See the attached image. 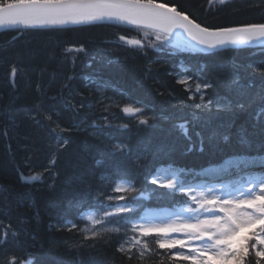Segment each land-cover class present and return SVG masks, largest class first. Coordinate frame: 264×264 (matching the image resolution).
I'll return each mask as SVG.
<instances>
[{"label": "trees", "instance_id": "trees-1", "mask_svg": "<svg viewBox=\"0 0 264 264\" xmlns=\"http://www.w3.org/2000/svg\"><path fill=\"white\" fill-rule=\"evenodd\" d=\"M159 2L174 3L198 17L197 22L211 26L264 22L259 0H231L211 7L208 0ZM121 35L144 38L140 30L111 23L30 29L23 34L0 30V227L10 223L18 233L23 230L17 252L19 245L28 247L36 264H160L162 258L165 264H172L168 253L155 248L154 237L145 239L159 254L147 262L128 261L116 252L117 242L133 235L130 230L126 235L108 233L85 240L81 230L89 225L77 220L76 209L69 206L73 192L91 190L95 195L102 190L118 195L113 187L119 171L132 175L138 189H156L151 199L142 201L144 208L155 211L177 206L182 197L160 196L166 190L151 185L149 172L156 174L166 166L191 170L180 172L185 182L191 177L203 178L200 172L204 168L231 156H264V104L257 102L235 115L222 113L211 127H203L191 121L192 114L201 111L195 107L201 103L199 94L189 99L192 93L185 90L190 87L194 93L197 83L212 82L214 89L205 92L206 103L212 96L230 95L225 85L238 75L241 83L254 81L255 91L264 80V74L256 70L264 61V52L251 46L179 52L158 42L159 51L135 50L119 41ZM154 40L153 35L148 37V41ZM81 45L86 52L66 51ZM14 65L17 75L12 78ZM182 73L191 77L188 86L177 83ZM87 77L108 86L98 89ZM127 104L143 107L149 125L139 124L144 116L124 114L122 108ZM70 105L75 106V114ZM184 119L190 121L191 141L175 127ZM125 124L126 130L119 127ZM57 125L68 130L59 132ZM99 125H104L102 131L95 127ZM213 129L218 134L209 140ZM197 131L204 137L203 151ZM241 135L249 143H241ZM117 144L123 147L117 148ZM145 147L146 153L141 151ZM140 155L144 158L137 162ZM52 159L56 162L50 165ZM20 172L39 173L41 180L24 184ZM61 217L76 222L77 229L50 227L58 225ZM3 259L0 251V261ZM249 259L255 264L254 256Z\"/></svg>", "mask_w": 264, "mask_h": 264}, {"label": "snow or ice", "instance_id": "snow-or-ice-1", "mask_svg": "<svg viewBox=\"0 0 264 264\" xmlns=\"http://www.w3.org/2000/svg\"><path fill=\"white\" fill-rule=\"evenodd\" d=\"M230 2L231 0H208V5H226ZM259 5L264 7V0H259ZM198 19L190 16L187 11L179 10L174 3L159 0H0V29H14L20 34L30 29L111 23L131 26L133 30L143 32V39L119 36L123 45L135 50L152 48L159 51L158 42L160 45H171L179 52H211L240 45L253 46L264 52V22L211 26L205 21L197 22ZM150 35L155 37L154 42L148 41ZM66 51L83 53L86 49L81 45ZM256 70L264 74V61ZM10 75L12 78L16 77L15 65L11 68ZM86 79L98 89L108 86L107 82L98 83L94 77ZM190 81L191 77L184 73L177 79V83L185 86ZM254 88V81L241 83V78L237 75L225 85V90L230 95H215L205 103V92L214 89L212 82L197 83L194 93L190 87H186L185 90L192 93L189 99L194 100L197 98L196 94H199L201 101L195 106L201 110L200 114L193 113L191 121L200 123L203 127H211L213 120L220 118L222 113L235 115L238 111L248 110L257 102L264 104V80L258 89L253 91ZM70 107L75 114V106ZM122 112L132 117L144 116L145 118L139 119V124L149 125L143 107L127 104L123 106ZM48 119L51 120V117ZM103 120L106 125L112 126L107 117H103ZM189 124L190 121L184 119L175 127L191 141ZM95 127L102 131L104 125ZM119 127L126 130L128 126L125 124ZM57 129L59 132L68 130L59 125ZM217 134L213 129L208 139L212 140ZM195 135L199 137L200 151H203V134L197 131ZM223 139L227 141L228 136L224 135ZM63 143L67 144V141ZM241 143H249L244 135H241ZM116 147L121 148L123 145L117 144ZM191 150L189 147L188 151ZM141 151L146 153L148 148ZM142 158V155L138 156L137 162ZM55 162L52 159L49 164ZM255 162L254 159L240 160L236 164L238 179L218 185L207 182L186 184L179 173L191 170L183 168L176 170L169 166L161 168L156 174L149 172L151 185L166 190L159 193L160 196L182 197L176 201L179 208L175 211H152L144 208L142 201L151 199L156 189H138L132 175L119 171L115 173L113 187V192L118 195H109L102 190L96 191L95 195L91 190L75 191L69 206L76 209L77 220L88 222L89 226L81 230L85 240H97L108 233L124 232L126 235L130 230L133 235L124 242L118 241L116 247V252L128 261L137 259L147 262L154 259L159 253L145 239L154 237L155 248L168 253L167 259L172 264L177 261L187 264H251L249 258L253 256L255 264H264V174L247 173V169ZM96 163L99 165L101 161L97 160ZM260 163H264V158L260 159ZM19 178L27 185L41 180L39 173L25 175L20 172ZM110 201L116 203H109ZM138 209L144 210L138 212ZM90 210L102 211L103 214H88ZM57 226L67 228L68 231L77 229V223L66 217H61L58 225H50ZM22 234L23 230L18 233L10 223L0 227V251L4 253L0 264H36L28 247L19 245L17 252L19 236ZM173 249L178 251L173 253ZM160 264H165L163 258Z\"/></svg>", "mask_w": 264, "mask_h": 264}, {"label": "rangeland", "instance_id": "rangeland-1", "mask_svg": "<svg viewBox=\"0 0 264 264\" xmlns=\"http://www.w3.org/2000/svg\"><path fill=\"white\" fill-rule=\"evenodd\" d=\"M242 159H254L256 162L258 160L260 162L261 158L260 159H256V158H253V157H250V156H234V157L228 158L221 165H218L216 168L210 170V173H217V172H220V171L225 170L227 168L234 167ZM228 178L220 180V177H214V178L208 180L207 183H209V184H217V185L220 184V183H227V182H230L232 180V179L228 180ZM191 183H196V182H191ZM167 211H171V210H167Z\"/></svg>", "mask_w": 264, "mask_h": 264}, {"label": "water", "instance_id": "water-1", "mask_svg": "<svg viewBox=\"0 0 264 264\" xmlns=\"http://www.w3.org/2000/svg\"><path fill=\"white\" fill-rule=\"evenodd\" d=\"M243 46H248V45H240V46H238V47H243ZM229 47H232V46H229Z\"/></svg>", "mask_w": 264, "mask_h": 264}, {"label": "bare ground", "instance_id": "bare-ground-1", "mask_svg": "<svg viewBox=\"0 0 264 264\" xmlns=\"http://www.w3.org/2000/svg\"><path fill=\"white\" fill-rule=\"evenodd\" d=\"M51 247V246H50ZM71 249V248H70ZM18 251V250H17Z\"/></svg>", "mask_w": 264, "mask_h": 264}]
</instances>
